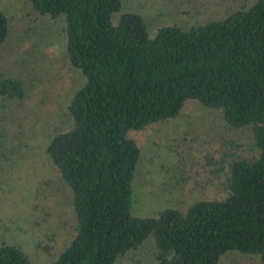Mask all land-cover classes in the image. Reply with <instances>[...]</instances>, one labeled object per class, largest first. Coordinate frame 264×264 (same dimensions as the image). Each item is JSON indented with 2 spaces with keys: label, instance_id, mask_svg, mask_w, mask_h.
<instances>
[{
  "label": "trees",
  "instance_id": "obj_1",
  "mask_svg": "<svg viewBox=\"0 0 264 264\" xmlns=\"http://www.w3.org/2000/svg\"><path fill=\"white\" fill-rule=\"evenodd\" d=\"M28 3L40 16L64 19L68 64L85 78L68 107L70 125L46 149L75 218L72 239L50 264H116L150 235L156 264H219L232 252L264 264V0L190 27L159 26L153 36L123 0ZM9 33L0 9V49ZM0 97L23 101L24 81L0 70ZM190 100L220 111L228 131L250 129L254 154L223 137L221 158L207 157L224 175V197L136 216L142 151L130 131L179 116ZM0 264L34 263L3 242Z\"/></svg>",
  "mask_w": 264,
  "mask_h": 264
},
{
  "label": "rangeland",
  "instance_id": "obj_2",
  "mask_svg": "<svg viewBox=\"0 0 264 264\" xmlns=\"http://www.w3.org/2000/svg\"><path fill=\"white\" fill-rule=\"evenodd\" d=\"M141 14L153 36L159 26L190 27L225 17L252 0H123ZM10 23L0 49V70L24 81L23 101L0 97V244L20 246L34 264H50L72 239L71 192L47 156L51 137L70 125L68 107L84 76L65 54L64 19L40 16L28 0H0ZM153 30V31H152ZM155 30V31H154ZM130 136L141 147L133 182L132 213L156 217L166 208L186 210L200 199L225 196L224 175L208 157L220 159L223 137L253 155L250 129L227 130L218 110L190 100L182 113ZM150 235L116 264H156ZM219 264H260L256 256L232 252Z\"/></svg>",
  "mask_w": 264,
  "mask_h": 264
}]
</instances>
